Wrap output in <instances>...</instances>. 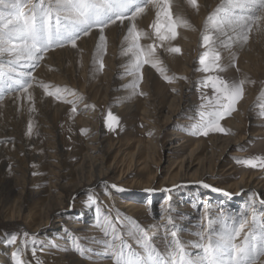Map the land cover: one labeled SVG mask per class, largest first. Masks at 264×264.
Listing matches in <instances>:
<instances>
[{
  "label": "rangeland",
  "instance_id": "rangeland-1",
  "mask_svg": "<svg viewBox=\"0 0 264 264\" xmlns=\"http://www.w3.org/2000/svg\"><path fill=\"white\" fill-rule=\"evenodd\" d=\"M220 2L221 0H198L199 6L194 8L188 4L187 0H172L173 16H181L188 21L187 27L177 28L178 35L174 40L162 42L155 36L152 25L156 20V11L147 24L137 25V28L146 34L143 38H146L147 41L143 43L142 38L141 44L144 47L149 45L155 47L156 57L162 62L161 66L166 68L167 75L173 77L171 83L175 84L182 80L180 81L181 86L188 85L184 96L191 100L194 106L192 112H185L180 117L178 114H172L177 109L179 102L178 100L172 102L171 95L178 94L179 91L172 89L171 83L166 81L150 64L144 65L142 68L143 79L138 92L134 93L127 87L133 80V77L127 75L124 70L130 62V59L128 62L125 61L127 49L125 36L127 34L120 40L117 38L112 41L106 39L104 51L98 52L97 45L94 46L90 43L84 45L85 48L81 47L77 52L57 58L55 61H59L53 62L55 68H51L50 73L51 75L55 73V77H50L53 82L52 85H49L48 90L54 91L57 87L67 88L73 94H63L62 98L57 99L54 96L46 95L45 90L37 85V87L29 89L28 94L32 96L31 101L27 99L28 94L15 91L6 92L0 98V256L7 257L6 260H2L3 262L0 258V264H14L12 253L19 244V238L17 244H10L6 237L11 233H17L19 237L25 232L36 239L35 256L32 254L30 244L22 257L28 264H37V261H40L41 264H59L53 257L50 258L51 253L59 252L69 253L89 264H101L103 261L114 264L111 259L102 254L103 248L99 242L104 237L102 230L98 227L100 215H110L114 222L118 216L135 221L150 234H154L157 241L163 235L164 230L161 226L167 222V217L171 215L179 229L181 239L195 241L197 237L194 233L200 231V225L205 222L202 219L205 206L212 209L213 215L221 209L229 213H238L247 201L248 195L255 192L257 194L255 207L258 212H264V206L259 205L258 202L261 198L258 196L257 189L245 192L240 187L236 188L237 186L233 185L254 174L262 175L258 180L264 179V168L250 167L237 162L255 157L264 158V133L253 137L252 134L257 133L256 126L250 125L249 131L243 127L239 132L230 134L226 124V120L231 119L236 112L240 111L242 103L244 101L247 103L251 98L255 100L251 108L253 120L264 123V108L259 106L264 105V98L258 99L264 92V24L260 26L259 30L254 26L245 48L229 41L227 36H221L220 40L230 45V47L220 46L217 48L220 52V64L223 71L215 73L198 71L201 67L199 57L206 50L201 46L204 22ZM183 29L192 30L194 35L190 38L187 37L186 40L183 37L186 36ZM228 35H232V33ZM179 38L192 45L189 53L187 48L182 47L179 43ZM170 47H179L181 52H170L168 50ZM59 48L61 47L48 52ZM173 57L177 59L175 68L171 66ZM189 57L193 59L191 60ZM113 58L114 60H112ZM100 59L104 65L102 70L99 66ZM186 59L189 64L187 65L188 72H180L181 60L185 62ZM176 65L179 67L176 68ZM40 66L41 64H38V66L27 70L33 74ZM147 69H151L155 78L152 83L148 84V87H144ZM176 71L183 74L176 75ZM47 75V73L42 75V78H49ZM206 75H217L229 82L246 80L244 95L237 103L236 110L220 120L221 127L226 131H209L207 136L199 134L197 131L196 126L200 122L199 113L201 111H216L219 106L215 104L214 90L210 86L205 87L202 84ZM140 92L144 95H140ZM75 94L79 97L70 100L74 103L67 102L68 107H64L65 109L59 107L61 103L66 102ZM127 94L129 96L126 97ZM8 97L10 98L7 99ZM135 99L143 102L140 104V110L133 114L121 110L126 103ZM209 100L213 102L210 104ZM84 102L87 104V112H84V115L89 111H91V115L97 113L100 122L103 134L100 139L95 140L96 142L91 141L96 136L94 127L84 125L78 118L81 113L78 107ZM73 107L76 108L75 112L72 111ZM163 109H166L165 113L167 110L172 111L170 112L171 120L165 121L166 116L162 112ZM160 111L162 114L159 116ZM109 112L117 118V122L109 121L112 127H108L105 123ZM181 119L182 122L185 119L189 121L184 125L183 135L171 134L173 130L179 128L178 123H181ZM29 124L32 126L30 134ZM82 130L84 131L82 132ZM228 136L237 137V139L246 136L247 139L244 138L240 144L234 146L232 144L221 160L219 156L223 154L224 147L226 149L228 141L225 138ZM174 140L180 141L179 145L185 144L183 151L180 149L176 153H170L167 151L168 149L166 150L168 144ZM216 140L220 143H214ZM198 143L202 145L193 162L198 164L202 159L205 167L208 166L206 168V170L209 169L208 172L201 174L202 172L199 171L194 174L192 171L191 176L185 175L183 171L179 172L177 185L171 186V178L169 176L167 178L168 169L166 167L170 163V158L178 160L183 155H189ZM109 144L114 145L110 155L106 156L99 152L109 149V147L105 148V145L109 146ZM91 146L97 147V150H90ZM89 152L94 154L98 160L106 161L107 165H111L117 156L115 161L117 172L124 173L131 170L129 179L121 183H115L111 178L105 179L101 185L82 187L71 194L74 186L82 180L81 175L90 171V163L86 161V155ZM54 160H56V168L51 166ZM146 162L147 168L142 170V164ZM52 170H56V173L59 172L61 183L65 186V189L62 190L65 193V207L71 214L75 213L76 215H70L66 217L65 222H60L59 211L57 214L54 212L50 215L49 222L52 223V227L47 229L46 234L32 233L24 216L31 211L34 203L40 207L43 205L42 213H47L48 210L56 206V200L59 198L55 196L52 198L51 193L55 194L53 184H55L56 178ZM177 172L178 168H175L173 174ZM149 177L154 179L150 183V187H152L149 188V192L152 194H148L153 195L151 200L144 196L146 195L144 189L149 183ZM165 180H167L165 185L159 186L160 182ZM133 182L138 185V188L127 189V184ZM201 182L222 191L213 192L211 188L205 189ZM112 185H115L116 188H113ZM102 187H105L103 192H99ZM118 189H122V191ZM225 191L232 194L230 199L223 195ZM217 193L223 198L213 195ZM89 195L93 197L92 201H89ZM116 196L124 201L117 202ZM130 199L136 200L138 203L136 214H133L132 218L129 217L130 213L127 210L126 213L122 210L125 201ZM97 207L101 209V213H97ZM140 215H143L144 220L139 219ZM70 218H77V221L84 225L88 224L96 231H90L89 228L83 230L74 224L69 229L67 221ZM249 219H251L250 216ZM57 224L62 225L63 228L54 232L52 229ZM82 231L88 235L78 237ZM74 238H79L85 249L84 255L74 249L72 244ZM127 238L129 243L136 248L137 245L131 237ZM53 245L56 246L53 247Z\"/></svg>",
  "mask_w": 264,
  "mask_h": 264
},
{
  "label": "snow or ice",
  "instance_id": "snow-or-ice-1",
  "mask_svg": "<svg viewBox=\"0 0 264 264\" xmlns=\"http://www.w3.org/2000/svg\"><path fill=\"white\" fill-rule=\"evenodd\" d=\"M187 2L194 8L199 6L198 0ZM149 6L156 9V20L152 27L159 41L176 39L177 28L188 26L186 19L173 16L172 0H0V98L6 92L28 94L34 77L27 69L36 67L37 62L43 60L51 49L66 45L77 47L81 35H88L94 28L101 33L98 52L104 51V29L117 21L123 23L125 20L130 22L125 36V54H130L126 74L133 77L127 87L134 93L138 92L143 79L142 68L148 64L171 83L173 77L167 75L166 68L161 66L162 62L156 57L155 47H144L141 44V39L146 34L135 23L136 18ZM262 24L264 0H221L204 22L201 46L206 50L199 57L201 67L198 71H223L217 48L230 45L225 44L220 37L227 36L233 43L246 44L254 26L259 30ZM229 33L232 35H228ZM168 50L173 53L181 52L179 47H170ZM99 66L102 70V59L99 60ZM245 83V79L229 82L217 75L205 76L202 84L214 90L215 104L219 108L216 111L199 113L200 122L196 126L199 134L207 136L209 131H226L221 127L220 120L236 110L237 103L244 95ZM40 87L45 90L46 95L57 99L62 98L63 94H73L67 88L57 87L54 91H49V85L43 83ZM139 94L144 95L142 92ZM261 98H264V92L258 97ZM27 99L32 100L31 94L27 95ZM212 102L208 101L210 104ZM259 106L264 108V105ZM72 111L75 112L76 108L73 107ZM109 121L117 122L111 112L108 113L105 123L112 127ZM31 128L29 124V134ZM237 162L264 168V158L261 157ZM202 186L205 189L211 188L213 192L222 191L206 183H202ZM112 187L116 188L115 185ZM223 195L230 199L232 194L225 191ZM88 199L92 201L93 197L89 195ZM258 202L264 206V199ZM256 203L257 194L252 192L238 213L221 209L213 215L212 209L205 206L202 218L205 222L200 225V231L194 233L197 237L195 241L181 239L171 215L161 226L164 231L159 241L154 234H150L135 221L118 216L114 222L110 215H100L98 227L104 237L99 242L103 248L102 254L114 264H264V212L257 211ZM96 211L101 213L99 207ZM127 237H131L137 245L136 248L129 243ZM18 238L19 244L12 253V259L14 264H28L22 257L30 244L35 256L36 239L27 232L19 237L17 233L6 237L10 244H17ZM72 244L77 252L84 255L85 249L79 238H74ZM37 264L41 262L37 261Z\"/></svg>",
  "mask_w": 264,
  "mask_h": 264
},
{
  "label": "bare ground",
  "instance_id": "bare-ground-1",
  "mask_svg": "<svg viewBox=\"0 0 264 264\" xmlns=\"http://www.w3.org/2000/svg\"><path fill=\"white\" fill-rule=\"evenodd\" d=\"M155 11H156V9L152 8L151 6H149L143 14H141L139 17L136 18V20H135L136 25H138V24H143V25L144 24H147L149 22V20L151 19V17L154 15ZM129 26H130V22L128 20H125L123 23L117 21V23L112 24V25H109L108 27H106L104 29V31H103V35L105 36L106 39H109V40L111 39V41L114 40V39H116V38L120 40L124 35L127 34V29H128ZM183 32H184V35H186V36H183V37L186 38V40L194 35L193 32H192V30L191 31H189V30L186 31L185 29H183ZM100 35H101V33H100V30L99 29H92L89 32L88 35H82V37L79 38V40L77 41V47L73 48L71 45H66V46H64L62 48H59V49H56V50H54L52 52L46 53L45 56H44V59L43 60H40L39 62H37V66H38V64H41V66L38 68V70L36 72L33 73L34 80H33L32 88L33 87H37V85H40L42 83L43 84H47V85H52L53 80H52V78L50 79V77H52V76L55 77L54 76L55 73H53L54 75H51V73H50L51 72V68H55L54 67L55 65L53 64V62L55 63V62L59 61V60L55 61L57 58H60V57L66 56V55L68 56L70 53L73 54V52H77L81 47H84V45H87V44H90L91 43V45L93 44L95 46V45L100 44L101 43V41H100ZM146 41H147V39L146 38H143V43H145ZM179 43L182 45V47H186L187 50H188V53H189L192 45H190L189 43L184 42L183 40H181V38H179ZM237 44H238L239 47H243V48H245V46H246V44H242V43H237ZM79 53H80V51H79ZM74 55H76V54H74ZM189 58L191 60L193 59L191 57H189ZM129 59H130V54L125 55V61L128 62ZM172 59H173L172 60L173 65H171V66L173 68H175V64L177 63V59L174 58V57ZM67 60H69V59H67ZM112 60H114V58ZM186 60L187 61H185V62H183L181 60V63H180L181 64L180 65L181 67L179 69L180 72L181 71L188 72L187 65H189V64H187L188 59H186ZM170 61H171V59H170ZM57 65H58V63H57ZM190 66H192V65H190ZM177 67H179V65H176V68ZM122 68H124V67H122ZM124 70H126V69H124ZM46 73L48 74L47 77H49V78H42V75H44ZM177 74H179V73L177 72L176 75ZM182 74H179V76L182 75ZM184 74H186V73H184ZM154 78H155V75L151 71V69H147L145 71L144 87H148L149 86L148 84L152 83V81H153ZM180 81H182V80H180ZM180 81L175 82V84L171 83V85H170L172 87V89H176L177 91H179L178 94L171 95V98H172L171 101L172 102L173 101L175 102L177 100L179 102V104L177 103V105H178L177 109L172 114L173 115L178 114L179 117L182 114H185V112H189V111L192 112L193 109H194V106H193L191 100L188 99V98H186L184 96L185 91L188 89V85L181 86ZM176 83H178V84H176ZM81 89L82 88H80V91H82ZM127 96H129V95L127 94L126 97ZM78 97H79V95L75 94L74 96H72V98L67 99L66 102H63V103H61L60 106L59 105L58 106L60 108L68 107L67 102L70 101V100L78 99ZM9 98L10 97H8L7 99H9ZM141 102L142 101H137V99H135L133 101H130L128 104L126 103L121 108V110H123L125 113H128V114L131 113V114H133L135 111L141 109V107H140ZM254 102H255L254 98H251L247 103L244 101L242 103V105H241L240 111L236 112L231 119L226 120V124H227V127H228L229 131H230V134H234L236 132H239L243 127L244 128H247L248 131H249L250 130V127H249L250 125L251 126H254V125L256 126V130L255 131L257 133L256 134H252L253 137L260 136V134H263L264 133V123L262 124L261 122H255L253 120V115H252V112H251V108L253 107ZM142 104H143V102H142ZM86 105H87L86 102H84L83 104H81L78 107L79 111H81V113L79 114L80 116L78 118L82 120V122L84 123V125H86V126L90 125L91 127H94V130H95V133H96L95 135L96 136L94 138H92L94 140L91 139V141L96 142L95 141L96 139H100L102 137L103 132L100 129V122L98 120L97 113H95L94 115H91L90 114L91 111H89L87 114L84 115V112H87ZM165 110L164 109L162 110V112L166 116L165 117L166 118L165 121L171 120L170 119L171 118L170 112H172V111L167 110L166 113H165ZM162 112L160 114L158 113L159 116L162 114ZM93 119H95V120H93ZM187 122H189V121H186V119H185V121L182 122V119H181V123H178L179 124L178 125L179 128H176L175 130H173V132L171 134H173V135H183L182 131L184 130V125H186ZM181 124H183V125H181ZM244 138H245V140L247 139L246 136ZM244 138L242 137V138H238L237 139V137L236 138H231V136H228L227 138H225V140L228 141V144L226 146V149L224 147L223 154L221 156H219L221 158V160H222V156L226 153V150L229 149L232 146V144H233V146L236 145V144H240V143H242V141L244 140ZM171 140H173V139H171ZM220 140L221 139H219V141ZM219 141L216 140V142H214V143H218ZM179 142L180 141H178V140L172 141L171 143L168 144V148H166V150L168 149L167 151H169L170 153H172V152L176 153V152L180 151V149H181V151H183V149L185 147V144L179 145L178 144ZM201 145H202L201 143L196 144L195 147H193V149L189 153V155H187V156L183 155V156H181L182 157L181 159L176 160L173 157L170 158V161H169L170 163H169V165L167 164L166 167L168 169L167 170L168 171L167 178H169V177L171 178L170 179L171 180L170 181L171 186H176L177 185L176 184V181L178 180L177 176H178V173L179 172H182L183 171V172H185V175H189V176H191L190 173L192 171H193L192 173H194V174L196 172H199V171L202 172L201 174H205L206 172H208L209 169L206 170V168L208 166L205 167V165L203 164L202 159L198 162V164H195L193 162V159H196L195 158L196 153L198 152V150H199V148H200ZM107 147H109V149L101 150L99 152H101L103 154H106V156L110 155L111 152L114 149V145H112V144H109V146L108 145H105V148H107ZM96 148L97 147L91 146L90 147V150H92V151L97 150ZM213 149H215V148H213ZM211 151L214 152V150H211ZM179 153H185V152H179ZM236 154L238 155V153H236ZM55 156H56V154H55ZM116 159H117V156L115 157V160H114V162L111 165H107L106 161H104V160H98L96 158V156H94V154H91L89 152L86 155V161H88L90 163V169H89L90 171L87 174H85V175L84 174L81 175L82 180L80 182H78L74 186L72 192H70V193L72 194V193H74V191H76V190H78V189H80L82 187H93V186H96L97 184H100L101 185L103 180L109 179V178H111L115 183H117V182L118 183L119 182L121 183L122 181L129 179V176L131 174V172H130L131 170H127L124 173L123 172L118 173L117 170H116V162H115ZM55 161L56 160H54V162L51 164V166H53V167L56 168V162ZM142 166H143L142 167V170H143V168L146 169L147 168V162L144 163V164H142ZM175 168L176 169L178 168V172L175 173V174H173ZM132 170H133V168H132ZM52 171L54 172L53 174L56 176L55 181H54L55 184H53V187L55 188L54 189L55 190L54 191L55 194L53 195V193H51L52 194V198L55 196V197H59L60 199L58 198V200H56V206L55 207H52L50 210H48L47 213L46 212L42 213L41 208H42L43 205L40 207L37 203H34L31 211L27 215L24 216V220L31 227V229H32L31 232L32 233H40V234L41 233H44V234H46L47 233V229L49 227H52V223H49V222H50V215L51 214H54V212H56V214H57L58 211L59 212L60 211H64L63 213H59L58 212L59 218H61V219H59L60 222L61 221H64L65 222L66 221L65 220L66 217H68L70 215L71 216L76 215L75 213L74 214H71L70 211H68L69 209L65 207L66 206V203H64L65 193L62 191L63 189H65V186H63L62 183H61L62 182V180H60V176L61 175L59 174V172L56 173V170H52ZM260 177H262V175H260V174H254L253 176L251 175L248 178H243L239 182H235L233 185L234 186H237L236 188L240 187V189L243 190V191H245V192L248 191V190H251V189H257L258 196L261 199H264V179H261V180L259 179L258 180V178H260ZM152 181H154V179L152 177H149V183H148L147 187L145 186L146 189H144V191H146L145 192L146 195H144V196L145 197H148L146 199H149V200L153 199V195L152 196L148 195V194H152V193L149 192V188L152 187V186L150 187V185H151L150 183ZM166 181L167 180L161 181L159 186H161V187L164 186L165 183H166ZM126 187L129 190L130 189L133 190V189L138 188V185H136L133 182L131 184H127ZM256 187H258V188H256ZM104 188L102 187L99 192H103V189ZM213 195L214 196L217 195V196H220L221 198H223L221 195H218V193L217 194H213ZM115 198H116L115 200L117 202L118 201L119 202H123L124 201V199L118 198V196H116ZM137 205H138V203L136 202V200H131L130 199V200L125 201V206H122V210L125 213H126V210H127L130 213L129 214L130 215L129 217L132 218V217H134L133 214H136ZM73 219L70 218L67 221V224L69 225V227H67V228L70 229V226H72V224H74L76 226L77 225L80 226L81 228H83V230L89 228L90 231H96L95 228H92L88 224H85L84 225V223H82L80 221H77L76 220L77 218H73ZM139 219L140 220H144L143 219V215H140L139 216ZM60 228H63V226L60 225V224H57L52 230H54V232H57ZM81 235L82 236L83 235L86 236V235H88V233H85L84 231H82L78 237H82ZM15 246H14V248H15ZM14 248L12 249V251L14 250ZM49 252H55V251H49ZM50 256H51L50 258L53 257V259L57 263H59V264H65V263H67V264H89L88 262H84V261L80 260L78 257H73L69 253H62V252H59L57 254L56 253L55 254L54 253H51ZM45 257H48V256L45 255ZM0 258H1V261L2 260L4 261V260L7 259L6 256H0ZM101 264H109V262L108 261H103V263H101Z\"/></svg>",
  "mask_w": 264,
  "mask_h": 264
}]
</instances>
